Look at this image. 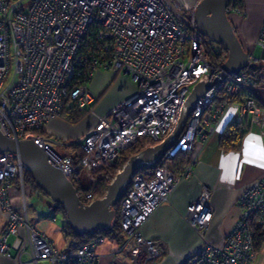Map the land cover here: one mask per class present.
<instances>
[{
	"label": "built area",
	"instance_id": "built-area-1",
	"mask_svg": "<svg viewBox=\"0 0 264 264\" xmlns=\"http://www.w3.org/2000/svg\"><path fill=\"white\" fill-rule=\"evenodd\" d=\"M199 2L0 0V133L15 143L32 141L67 178L115 164L120 152L139 138L162 142L173 131L194 86L211 84L193 104L182 133L152 175L132 177L119 210L123 239L118 248L131 264H146L164 251V244L144 239L141 229L179 182L192 175L195 160L177 174L166 160L191 150L195 142L204 145L218 138L222 132L218 128L230 110L235 111V122L248 119L264 135V103L256 94L264 78L251 67L264 64V16L253 48L246 52L248 66L226 73L227 51L197 28ZM95 23L98 48L80 56L88 28ZM256 49L262 50L259 58ZM76 65L85 82L73 83ZM97 69L123 72L136 84V91L105 115L92 109L95 96L87 86ZM67 99L96 119L91 129L71 142L81 153L76 163L73 153L66 155L65 142L38 134L47 121L60 117ZM25 171L18 153L0 154V209L7 216L0 256L15 253L17 264H98L94 247L103 237L61 251L28 223ZM14 185L22 200V214L12 206L9 189ZM86 198L92 199L90 194ZM237 206L239 216L224 242L206 244L188 264H255L252 225L264 227V175L241 192ZM211 218L209 193L204 190L187 206L184 220L204 238ZM19 229L24 230V238Z\"/></svg>",
	"mask_w": 264,
	"mask_h": 264
},
{
	"label": "crops",
	"instance_id": "crops-1",
	"mask_svg": "<svg viewBox=\"0 0 264 264\" xmlns=\"http://www.w3.org/2000/svg\"><path fill=\"white\" fill-rule=\"evenodd\" d=\"M242 12L244 13L243 16L232 11L229 20L242 48L245 52H248L253 48V43L260 29L264 16V0H244ZM121 74L122 72L106 74L101 72V69L93 72L87 86L95 96L92 109L97 114H107L122 100L136 91V84L124 88L117 87L118 84H116L113 89H110L114 84L113 82ZM123 75L130 79L124 73ZM259 75L264 78V72ZM256 94L260 101L264 103V85L256 89ZM230 111L232 113L228 115V112L225 115V117L228 116V120H223V125L218 128L219 131H222L227 123L235 122V111ZM95 123V117L89 113L76 124H70L58 117L46 122L42 134L55 136L57 141L72 142L83 136ZM217 143V137L204 145L195 142L193 148L186 152L188 159L186 164L195 160L191 177L179 182L169 195L168 201L152 214L141 229L144 239L165 245L164 251L156 259L146 264H186L206 244L220 246L226 235L232 230L239 216L237 202L241 192L255 179L264 175V135L257 127L249 125L239 150L222 151L218 148ZM169 160L166 161L170 167ZM153 170H146L148 172L144 175L151 176ZM181 170L175 174L180 173ZM204 190L209 193L212 218L204 238H201L185 222L184 214L187 206L196 201ZM9 195L14 210L22 214V200L15 185L9 189ZM24 198L27 212L25 193ZM56 206L47 207L48 212L35 219L29 217L26 213L28 223L49 238L58 250L66 251L78 247L66 239L62 231L64 224H67L62 214L61 226L56 225L57 221L53 215V213L58 212ZM6 222L7 216L0 209V235ZM19 235L22 238L25 237L23 229H19ZM12 240L13 237H10L9 242H12ZM118 248L119 241L117 239L104 238L102 243L94 247V251L98 254L97 263L131 264L127 254L118 253ZM23 260L26 261L27 257H23ZM0 264H17L16 254L13 253L9 257L0 256ZM255 264H264V241L256 252Z\"/></svg>",
	"mask_w": 264,
	"mask_h": 264
},
{
	"label": "water",
	"instance_id": "water-1",
	"mask_svg": "<svg viewBox=\"0 0 264 264\" xmlns=\"http://www.w3.org/2000/svg\"><path fill=\"white\" fill-rule=\"evenodd\" d=\"M230 0H200L195 9L198 30L208 39L220 44L227 51L223 64L226 73H236L248 66V55L239 42L226 15ZM264 69V64L251 66ZM224 76V74H222ZM211 88L210 83H199L192 89L173 131L160 143L146 147L128 158L114 179L106 187L105 195L85 205L79 199L70 180L49 160L48 156L30 140L15 143L0 133V154L18 153L26 171L35 185L48 197V206H63L67 225L79 237H93L113 221L112 207L122 198L125 186L138 169L153 170L178 139L186 124L192 106Z\"/></svg>",
	"mask_w": 264,
	"mask_h": 264
},
{
	"label": "trees",
	"instance_id": "trees-1",
	"mask_svg": "<svg viewBox=\"0 0 264 264\" xmlns=\"http://www.w3.org/2000/svg\"><path fill=\"white\" fill-rule=\"evenodd\" d=\"M244 7V0H230V4L228 8H231L233 10L238 9L242 10ZM98 24H92L87 31V34L82 42L81 50L79 52V55L82 56L88 51H95L97 50L98 40L96 38V32L98 31ZM81 74L78 78L77 74ZM257 74H260V71H256ZM73 83H75V80H81L85 82V77L83 74V71L80 69V66L76 65L75 67V74L73 76ZM86 115L85 111H80L73 101L70 99L65 100L62 113L60 115V118L65 120L66 122L70 124H76L78 123L84 116ZM248 122L245 120L242 123L237 122H230L227 123L218 137V148L222 151H233V150H239L241 147V142L243 139V136L246 134L248 130ZM38 134H42V131H39ZM67 143H69V147H67ZM65 142V150L66 155H72L73 153V159L76 163L78 158L81 156L80 150L78 146L71 144V142ZM156 143L149 139V138H139V140L129 147L126 150H123L120 152L118 160L115 164L109 165V166H102L98 169H95L92 172V182L88 185V187L82 188L80 185L79 175L71 176L68 179L74 186V188L77 191V195L79 199L85 203L89 204L90 202L100 199L104 196L106 187L110 184L113 177L116 175V173L124 166L126 161L129 157L132 155H135L145 149L146 147L154 146ZM64 150V151H65ZM70 152V153H69ZM187 153L186 152H178L174 158L169 160L170 167L172 169L173 173L178 172L183 168V166L187 162ZM148 171L145 169H138L134 172V175L138 174H145ZM24 185L29 187L31 191L39 192L43 195H45L40 188H38L35 185V182L31 176V174L28 171H25L24 174ZM131 183H128L126 185V190L124 191V194L120 200L117 201V203L112 207V209L115 212L114 219L112 223L105 228L103 231H100L97 235L101 236L103 238H109V239H117L118 241H121L123 239V233L119 226V210L122 200L126 197V194L129 190ZM90 194L91 198L88 200L86 197ZM46 196V195H45ZM47 197V196H46ZM56 210L60 211V213L63 215V218L66 220V214L64 211L63 206H56ZM62 231L65 234L66 239L70 240L72 243H74L75 246H80L81 244L85 243L87 240H89L92 237H79L75 235L70 227L65 223L62 227ZM252 231H253V242H254V249L257 252L260 247L262 246V243L264 241V227L260 225H252ZM188 264V262L186 263Z\"/></svg>",
	"mask_w": 264,
	"mask_h": 264
},
{
	"label": "rangeland",
	"instance_id": "rangeland-1",
	"mask_svg": "<svg viewBox=\"0 0 264 264\" xmlns=\"http://www.w3.org/2000/svg\"><path fill=\"white\" fill-rule=\"evenodd\" d=\"M254 53H255V56L257 58H259L261 56L262 50L256 49ZM101 72H104L106 74L111 73V71H107L105 69H101ZM261 72H264V69H262L260 71V73ZM113 83L114 84L112 85V87L110 89H113L116 86V84H118L117 87H122V88H124L125 86L132 87L133 85H135V82L131 78L128 79L127 77H125L123 75V72L121 75H119V77ZM116 88H115V90H116ZM115 90H114V92H115ZM230 113H232V111H229L228 115H230ZM226 119L228 120V116H226L224 120H226ZM44 136L49 137L50 139L55 140V141L57 140V138L55 136H50L46 133L44 134ZM59 151L63 152V150H59ZM114 177H113V179H114ZM91 178H92L91 174L87 175V173L85 171H82L79 175L81 187L82 188L88 187V185L92 182ZM105 192H106V190H105ZM25 194H26V203H27V212L26 213H28L29 217L35 219V218L42 216L48 212V208H47V207H49L48 206V199L45 195H43L39 192L31 191L28 186H26V188H25ZM53 215L57 221L56 225L60 227L62 224V219H63L61 213L58 210V212L53 213ZM97 234H95L92 238L98 236Z\"/></svg>",
	"mask_w": 264,
	"mask_h": 264
},
{
	"label": "flooded vegetation",
	"instance_id": "flooded-vegetation-1",
	"mask_svg": "<svg viewBox=\"0 0 264 264\" xmlns=\"http://www.w3.org/2000/svg\"><path fill=\"white\" fill-rule=\"evenodd\" d=\"M232 11H234L233 9H231V8H228L227 9V11H226V15H227V17H228V19H229V15L232 13ZM240 12H241V10H239ZM239 11H238V13H239ZM236 12V11H235ZM243 12H242V15L241 16H243Z\"/></svg>",
	"mask_w": 264,
	"mask_h": 264
}]
</instances>
